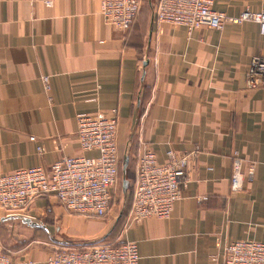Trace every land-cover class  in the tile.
<instances>
[{"label": "crops", "instance_id": "0c3cea01", "mask_svg": "<svg viewBox=\"0 0 264 264\" xmlns=\"http://www.w3.org/2000/svg\"><path fill=\"white\" fill-rule=\"evenodd\" d=\"M44 1L0 0V174L82 155L77 120L114 109L127 189L145 150L160 163L168 150L194 156L188 185L165 220L122 228L119 217L117 234H110L114 219L76 217L42 196L26 217L0 210L1 250L14 262L44 264L51 253L29 241L32 235L24 238L25 228L66 242H135L139 264H215L211 258L227 242L264 243V81L246 85L252 57L264 54L258 25L188 32L157 23L152 5L143 3L121 31L103 22L101 0ZM213 9L237 17L264 10V0H214ZM234 156L245 177L236 193ZM6 231L10 238L2 237Z\"/></svg>", "mask_w": 264, "mask_h": 264}, {"label": "built area", "instance_id": "2783aa9c", "mask_svg": "<svg viewBox=\"0 0 264 264\" xmlns=\"http://www.w3.org/2000/svg\"><path fill=\"white\" fill-rule=\"evenodd\" d=\"M213 1L157 0L152 6V18L160 24L182 26L188 32L202 27L219 31L225 24L253 22L264 38V10H245L237 17H229L215 11ZM44 4L49 7L52 3L45 0ZM142 4L143 0H101L99 14L106 25L126 31ZM41 81L44 89L49 90L48 77H42ZM263 81L264 54L258 53L251 59L246 85L255 89ZM118 122L115 109L77 120L76 137L80 149L83 154L95 152L93 157L83 154L64 156L50 165L0 174V210L6 217H26L37 198L53 196L68 213L105 218L116 198L118 186ZM37 151L41 154L43 150L38 147ZM193 156L194 153L179 154L168 150L165 160L160 163L152 150L139 154L129 202L122 215L126 220L123 228L151 218L165 220L170 216L188 185V164ZM244 180L242 162L235 157L230 177L231 191H241ZM211 261L215 264H264V243L252 240L227 242L221 254L213 256ZM0 264L34 263L30 260L14 262L0 248ZM44 264H139V256L135 242H101L55 250Z\"/></svg>", "mask_w": 264, "mask_h": 264}, {"label": "rangeland", "instance_id": "374dc122", "mask_svg": "<svg viewBox=\"0 0 264 264\" xmlns=\"http://www.w3.org/2000/svg\"><path fill=\"white\" fill-rule=\"evenodd\" d=\"M155 2H156V0H144L143 3L153 6V5H155ZM129 178H130V176L128 174L123 175L122 171L119 170L118 186H117V189L115 192L116 198H115L114 202L112 203L111 213L109 212L108 216H106L103 219L91 217L93 220H98V221L99 220H109L111 223L113 222V219H114L115 223L112 224V227L110 228V231H109L110 233L116 228V225L119 222V220H118L119 217L122 218L123 212L127 208L131 188L126 189L124 192L123 188H122V183H123V180L128 181ZM77 216L78 215H76V217ZM78 217H81V216H78ZM83 218H87V217H83ZM88 218H90V217H88ZM50 219H51V216H48L47 218L44 219V221L42 220L43 221L42 224L44 225V227L48 226V222ZM122 228H123V226H122ZM23 233L25 234V235H23L24 238H26L27 240H29L28 239L29 236L32 235L30 238L31 240H29V241H34L35 244H38V246L43 247L46 250V252H49V253H52L55 250H59L62 248H76V247H80V246H84V245H91V244H96V243H101V242H108V240H106V237L94 239L93 241H90V242H72V241L66 242V241H63L56 236L49 237V235L47 233H43V232H40L38 234L34 233V235H33L31 233V231L29 229H26V228L24 229ZM10 235L12 236V234L10 232H7V231L2 232V237L10 238Z\"/></svg>", "mask_w": 264, "mask_h": 264}, {"label": "water", "instance_id": "95a60500", "mask_svg": "<svg viewBox=\"0 0 264 264\" xmlns=\"http://www.w3.org/2000/svg\"><path fill=\"white\" fill-rule=\"evenodd\" d=\"M127 163V161L125 160V164ZM127 186H128V183L126 180H123V183H122V188H123V191H125L127 189ZM25 223L27 224H31V226H34L35 224L33 223H30L29 220H25Z\"/></svg>", "mask_w": 264, "mask_h": 264}, {"label": "trees", "instance_id": "16d2710c", "mask_svg": "<svg viewBox=\"0 0 264 264\" xmlns=\"http://www.w3.org/2000/svg\"><path fill=\"white\" fill-rule=\"evenodd\" d=\"M120 219H121V218H120ZM119 221H120V220H119ZM120 224H121V222H120V223L118 222L117 225H116V228H117V229L115 228L110 234H117L116 232H118V230H119V228H120V226H121Z\"/></svg>", "mask_w": 264, "mask_h": 264}]
</instances>
